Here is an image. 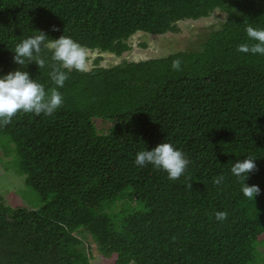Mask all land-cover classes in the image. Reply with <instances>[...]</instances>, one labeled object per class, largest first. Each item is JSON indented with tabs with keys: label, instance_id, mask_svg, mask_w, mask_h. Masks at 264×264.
Segmentation results:
<instances>
[{
	"label": "trees",
	"instance_id": "obj_1",
	"mask_svg": "<svg viewBox=\"0 0 264 264\" xmlns=\"http://www.w3.org/2000/svg\"><path fill=\"white\" fill-rule=\"evenodd\" d=\"M216 12L198 51L123 56ZM248 25L264 29V0H0V78L23 70L56 87L47 49L43 68L13 61L39 31L95 54L87 72L67 73L53 115L0 126V164L43 204L0 200V264H91L84 234L109 264H264V55L237 51L252 43ZM162 142L189 160L177 180L134 163ZM248 156L256 170L237 178L231 167ZM246 184L260 194L246 198Z\"/></svg>",
	"mask_w": 264,
	"mask_h": 264
},
{
	"label": "clouds",
	"instance_id": "obj_2",
	"mask_svg": "<svg viewBox=\"0 0 264 264\" xmlns=\"http://www.w3.org/2000/svg\"><path fill=\"white\" fill-rule=\"evenodd\" d=\"M53 26L52 31H58ZM246 34L252 43H242L237 51L245 54L264 55V29H257L251 25L246 27ZM44 32L39 31L38 35L24 39L16 45L13 61L21 68L35 62L38 68L45 67L46 61L40 58L42 49L51 52L50 78L56 87L47 92L43 85L30 78L27 71L16 70L9 72L0 78V126H7L12 118L18 113H34L39 116L43 113L51 116L61 107L62 96L57 90L64 86L68 79V72L73 70L87 72L89 70V49L82 46L67 36H60L58 39L46 40ZM174 71L181 70V61L174 60L171 65ZM66 70V71H65ZM255 158L248 156L242 162L238 161L231 167V173L237 178H248V174L256 170ZM135 165L144 167L152 165L157 170L167 173L169 180L179 179L186 171L189 160L171 143H160L152 150L139 151L136 154ZM223 177L214 179L213 183L219 185ZM192 188V184L187 185ZM243 195L252 200L260 194V188L256 185L242 187ZM228 218L226 211H217L215 219L223 222Z\"/></svg>",
	"mask_w": 264,
	"mask_h": 264
},
{
	"label": "rangeland",
	"instance_id": "obj_3",
	"mask_svg": "<svg viewBox=\"0 0 264 264\" xmlns=\"http://www.w3.org/2000/svg\"><path fill=\"white\" fill-rule=\"evenodd\" d=\"M221 16L218 12L210 15L204 21H184L177 25L178 31L167 33L164 36H151L148 41V48L142 49L139 47L140 42L133 41L132 50L126 52L123 56L127 59H140L145 56H158L159 54L167 51H186L193 52L200 50V44L212 29H215ZM169 50V51H168ZM95 54H90L88 57L89 66L92 65ZM105 60L101 61L103 64ZM2 153L0 151V157ZM3 163L8 161L3 158ZM3 163L0 164V200L5 205L8 204L12 207H24L28 210L38 209L43 204L39 197L32 191L24 187V178L19 177L11 169V171L4 169ZM83 239L86 251L91 253L93 259L91 264H109L102 256H100L95 246L89 241V238ZM259 251L264 253V246H260Z\"/></svg>",
	"mask_w": 264,
	"mask_h": 264
}]
</instances>
